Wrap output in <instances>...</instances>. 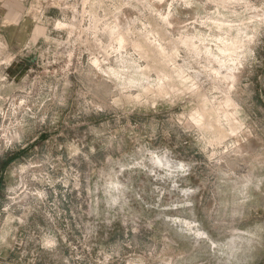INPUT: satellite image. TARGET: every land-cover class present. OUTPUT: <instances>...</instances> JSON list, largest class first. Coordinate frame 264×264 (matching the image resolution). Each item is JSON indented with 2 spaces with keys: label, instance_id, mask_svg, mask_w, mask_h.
I'll list each match as a JSON object with an SVG mask.
<instances>
[{
  "label": "rangeland",
  "instance_id": "374dc122",
  "mask_svg": "<svg viewBox=\"0 0 264 264\" xmlns=\"http://www.w3.org/2000/svg\"><path fill=\"white\" fill-rule=\"evenodd\" d=\"M0 264H264V0H0Z\"/></svg>",
  "mask_w": 264,
  "mask_h": 264
}]
</instances>
